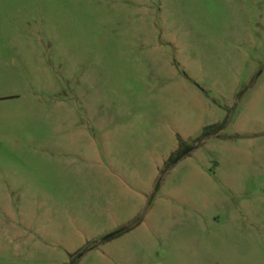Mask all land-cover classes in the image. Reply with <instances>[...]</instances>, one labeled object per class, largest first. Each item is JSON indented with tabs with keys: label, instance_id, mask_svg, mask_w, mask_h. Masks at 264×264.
<instances>
[{
	"label": "rangeland",
	"instance_id": "rangeland-1",
	"mask_svg": "<svg viewBox=\"0 0 264 264\" xmlns=\"http://www.w3.org/2000/svg\"><path fill=\"white\" fill-rule=\"evenodd\" d=\"M0 264H264V0H0Z\"/></svg>",
	"mask_w": 264,
	"mask_h": 264
},
{
	"label": "water",
	"instance_id": "water-1",
	"mask_svg": "<svg viewBox=\"0 0 264 264\" xmlns=\"http://www.w3.org/2000/svg\"><path fill=\"white\" fill-rule=\"evenodd\" d=\"M122 232H123V231L115 232V233H113V234L107 236L105 240H109V239H111V238H113V237L119 235V234L122 233Z\"/></svg>",
	"mask_w": 264,
	"mask_h": 264
},
{
	"label": "trees",
	"instance_id": "trees-1",
	"mask_svg": "<svg viewBox=\"0 0 264 264\" xmlns=\"http://www.w3.org/2000/svg\"><path fill=\"white\" fill-rule=\"evenodd\" d=\"M125 231H129V229H127V230H125ZM122 233H124V231L122 232ZM122 233H120L119 235H121ZM119 235H117V236H119ZM116 237V236H115ZM114 238V237H113ZM113 238H111V239H113ZM110 240V239H109Z\"/></svg>",
	"mask_w": 264,
	"mask_h": 264
}]
</instances>
